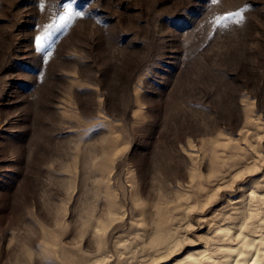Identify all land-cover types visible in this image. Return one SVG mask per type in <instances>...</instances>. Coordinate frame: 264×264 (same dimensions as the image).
I'll list each match as a JSON object with an SVG mask.
<instances>
[{"label":"rangeland","instance_id":"1","mask_svg":"<svg viewBox=\"0 0 264 264\" xmlns=\"http://www.w3.org/2000/svg\"><path fill=\"white\" fill-rule=\"evenodd\" d=\"M252 193L264 0H0V264H175Z\"/></svg>","mask_w":264,"mask_h":264},{"label":"bare ground","instance_id":"2","mask_svg":"<svg viewBox=\"0 0 264 264\" xmlns=\"http://www.w3.org/2000/svg\"><path fill=\"white\" fill-rule=\"evenodd\" d=\"M252 197L264 201V195L252 193ZM251 230L241 228L236 242H220L214 251H209L206 246L198 247L178 258L175 264H264V231ZM255 231L261 234L256 232V235ZM217 234L232 240L236 235L229 226L218 228Z\"/></svg>","mask_w":264,"mask_h":264}]
</instances>
